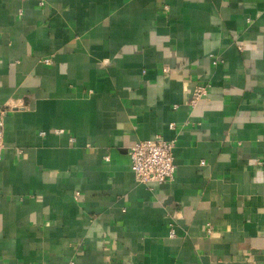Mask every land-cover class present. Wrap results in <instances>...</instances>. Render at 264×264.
I'll return each mask as SVG.
<instances>
[{
	"label": "crops",
	"instance_id": "obj_1",
	"mask_svg": "<svg viewBox=\"0 0 264 264\" xmlns=\"http://www.w3.org/2000/svg\"><path fill=\"white\" fill-rule=\"evenodd\" d=\"M0 108V264H264V0H0Z\"/></svg>",
	"mask_w": 264,
	"mask_h": 264
},
{
	"label": "built area",
	"instance_id": "obj_2",
	"mask_svg": "<svg viewBox=\"0 0 264 264\" xmlns=\"http://www.w3.org/2000/svg\"><path fill=\"white\" fill-rule=\"evenodd\" d=\"M40 7L45 6L46 0H33ZM47 59L45 62H49ZM164 70H168L167 67ZM207 95V90L203 86H197L189 100V105L194 107L197 101ZM10 109L0 108V159L3 150V119ZM44 135V133H41ZM176 146L175 140H165L160 135H156L150 140H140L132 144L127 153L130 162V171L134 178L139 183H156L163 184L174 179L175 164H174V149ZM108 157H106L107 159ZM79 192H75V198ZM214 232V227L211 223L205 224V233L210 236ZM174 231L169 230V236H173ZM67 264H75L70 260Z\"/></svg>",
	"mask_w": 264,
	"mask_h": 264
}]
</instances>
